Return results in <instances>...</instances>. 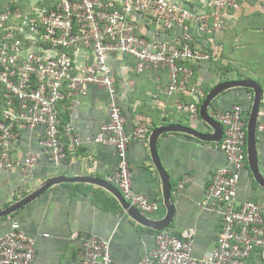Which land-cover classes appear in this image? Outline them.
Wrapping results in <instances>:
<instances>
[{"label": "crops", "instance_id": "0c3cea01", "mask_svg": "<svg viewBox=\"0 0 264 264\" xmlns=\"http://www.w3.org/2000/svg\"><path fill=\"white\" fill-rule=\"evenodd\" d=\"M15 1L22 19L33 15L40 5V0ZM211 2L192 0L183 4L194 12H206ZM238 2L236 9L221 10L220 29L200 32L194 24L189 25V42L214 52V56L208 61L185 62L193 70L185 91L166 94L169 75L165 67L138 72L130 56L112 55L108 59L127 131L130 133L140 120L146 122L149 129L143 139L131 140L127 145L133 190L160 205L157 212L141 213L151 219H160L166 212L163 182L153 163L148 141L152 129L178 124L210 134L208 140H203L186 132L171 131L162 133L156 141L158 158L168 175L174 204V216L166 229L179 233L193 228L192 255L197 258L208 255L216 244L222 218L216 210L219 205L207 197V190L215 171L227 166L220 148L223 132L219 139V126L216 129L208 126L200 118L199 107L207 92L220 82L250 78L258 82L262 90L264 86V0ZM128 18L135 24L136 34L148 39L170 43L180 33V30H165L151 14H133ZM24 21L20 20V25L25 26ZM26 46L30 47V43ZM69 53L73 71L93 59L90 50L85 48ZM197 89L201 94L195 91ZM64 92L65 96L57 104L59 125L61 129L71 126L80 137V146L69 149L65 161L56 165L39 145L42 128L16 125L9 145L10 155L23 158L35 153L39 159L30 177L19 167L0 171V209L25 196L49 177L62 175L69 180L53 184L16 212L1 217L0 235L9 230L12 221H17L35 240L34 264H65L76 260L83 241L90 236L109 240L112 264H137L154 246L158 231L129 216L114 195L115 190L102 182H109L118 160L112 146L94 141L99 125L107 119V90L93 85L84 96L66 88ZM198 99H202L199 105L196 104ZM252 100L251 88L234 87L214 98L209 108L223 110L239 104L245 111L250 109ZM179 102L195 103L197 115L178 111L176 104ZM259 117L264 118L263 99L258 120ZM256 139L259 166L264 176V132L257 131ZM184 176H188L189 181L179 195H174L173 190ZM236 193L239 203L253 200L264 208V186L254 180L247 160ZM248 264H264V246L251 253Z\"/></svg>", "mask_w": 264, "mask_h": 264}, {"label": "built area", "instance_id": "2783aa9c", "mask_svg": "<svg viewBox=\"0 0 264 264\" xmlns=\"http://www.w3.org/2000/svg\"><path fill=\"white\" fill-rule=\"evenodd\" d=\"M190 1L40 0L35 13L24 19L19 8L11 9L7 4L0 9V171L19 167L30 177L38 163L35 153L23 158L10 155L9 145L18 124L40 126V147L56 165L62 164L68 150L81 144L71 126L61 129L59 125L57 104L65 96V88L84 96L89 86H103L108 93L107 119L99 125L94 141L116 151L117 166L109 182L139 211L157 212L158 202L133 190L127 159L129 141L143 139L149 129L140 120L130 133L127 131L108 59L112 55L130 56L138 72L165 67L169 75L166 94L187 90L193 70L185 62L208 61L214 56V52L189 42V25L194 24L200 32L220 29L221 10L239 7L238 0H212L208 11L194 12L183 4ZM133 14L154 15L165 30L180 33L170 43L138 35L128 18ZM20 20H25V26ZM79 48L90 50L93 59L73 71L69 52ZM176 109L197 115L195 103L179 102ZM209 115L223 127L220 148L227 161V166L215 171L207 190V197L219 205L216 210L222 218L215 247L206 256L194 257V229L185 228L176 235L165 228L156 233L154 246L137 264H248L251 253L264 246L263 206L253 200L239 203L236 198L246 163L243 108L235 104L223 110L211 109ZM257 131L264 132V118L258 120ZM189 179L184 176L179 180L173 194L179 195ZM34 246V238L12 221L9 230L0 235V264H34ZM112 263L109 240L90 236L83 241L78 258L65 264Z\"/></svg>", "mask_w": 264, "mask_h": 264}, {"label": "water", "instance_id": "95a60500", "mask_svg": "<svg viewBox=\"0 0 264 264\" xmlns=\"http://www.w3.org/2000/svg\"><path fill=\"white\" fill-rule=\"evenodd\" d=\"M234 87H244V88H251L253 90V100L250 105V109L247 116L246 121V160L249 167V170L251 171L253 178L255 181L258 182L259 185L264 186V176L260 170L259 161H258V154H257V144H256V138H257V122H258V113L260 110V105L262 101L263 96V90L261 85L250 79V78H242L239 80H229L224 81L216 84L213 86L206 94L205 98L203 99L200 107H199V115L200 118L211 128L216 129L220 128V137L223 132V127L220 122L213 119L208 114V108L211 103V101L216 98L218 95H220L225 90H228L230 88ZM171 131H182L189 133L197 138L208 140V135L203 133L202 131L196 130L192 127H185L180 126L178 124H168L164 126H158L149 134V146H150V152L151 157L153 160V163L158 170L162 182H163V199H164V206L166 209L165 215L160 219H151L147 217L145 214L141 213L135 206L131 205L129 202H127L120 191L111 183V182H105L102 180L103 183H107L110 188H113L115 190L116 194H114L117 199L119 200L122 208L125 210V212L131 216L136 221L142 223L145 226H148L156 231H160L162 229L167 228L174 216V204L170 193V184L168 182V175L166 174L165 170L160 164L157 150H156V141L159 135L165 132H171ZM218 139V140H219ZM213 140L214 139H210ZM217 140V139H215ZM66 178L62 175L59 176H53L49 177L43 182H41L35 189H33L31 192L26 194L25 196L19 198L15 202L9 204L3 209H0V218L4 216H9L12 213L16 212L18 209L23 207L24 205L30 203L37 197H39L43 192H45L50 186H52L55 183L64 181ZM69 179H66V181ZM75 179H73L74 181Z\"/></svg>", "mask_w": 264, "mask_h": 264}, {"label": "trees", "instance_id": "16d2710c", "mask_svg": "<svg viewBox=\"0 0 264 264\" xmlns=\"http://www.w3.org/2000/svg\"><path fill=\"white\" fill-rule=\"evenodd\" d=\"M7 4H9V6H10V8L11 9H14L16 6H17V4L15 3V2H11L10 0H0V9L1 10H3V9H5L6 7V5ZM264 85V84H263ZM199 101L198 102H196V104L197 105H199V103H200V101L202 100V99H198ZM211 109H216V107H214V106H211L210 108H209V110H211ZM248 112H249V110H245V111H243V115H244V118H245V120L247 119V116H248ZM263 117H259V121L262 119ZM172 232V231H171ZM174 233V232H173ZM176 235H179V233H175Z\"/></svg>", "mask_w": 264, "mask_h": 264}]
</instances>
